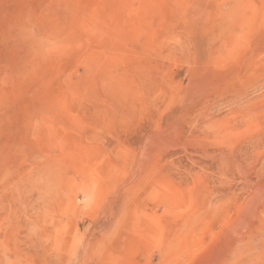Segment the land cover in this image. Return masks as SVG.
Masks as SVG:
<instances>
[{"label": "rangeland", "instance_id": "rangeland-1", "mask_svg": "<svg viewBox=\"0 0 264 264\" xmlns=\"http://www.w3.org/2000/svg\"><path fill=\"white\" fill-rule=\"evenodd\" d=\"M0 264H264V0H0Z\"/></svg>", "mask_w": 264, "mask_h": 264}]
</instances>
